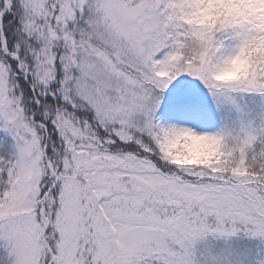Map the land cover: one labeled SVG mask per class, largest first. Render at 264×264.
<instances>
[{
    "label": "snow or ice",
    "instance_id": "snow-or-ice-1",
    "mask_svg": "<svg viewBox=\"0 0 264 264\" xmlns=\"http://www.w3.org/2000/svg\"><path fill=\"white\" fill-rule=\"evenodd\" d=\"M0 264H264V0H0Z\"/></svg>",
    "mask_w": 264,
    "mask_h": 264
}]
</instances>
